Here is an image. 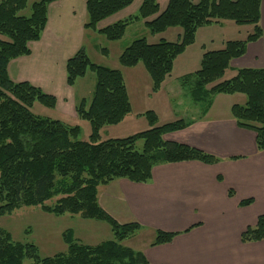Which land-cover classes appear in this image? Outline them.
I'll return each instance as SVG.
<instances>
[{
    "label": "trees",
    "instance_id": "obj_1",
    "mask_svg": "<svg viewBox=\"0 0 264 264\" xmlns=\"http://www.w3.org/2000/svg\"><path fill=\"white\" fill-rule=\"evenodd\" d=\"M30 0L0 1V216L21 207L40 206L56 216L80 215L84 219L108 223L114 240L95 246L75 238L74 231L64 233L67 252L41 258L33 244L13 242L0 228V264H148L142 252L122 245L142 226L121 224L98 202V188L115 180L148 183L159 164L198 161L213 165L220 159L186 144L166 141L164 136L192 124L183 119L158 125V116L146 112L151 128L124 139L101 141L105 126L121 123L132 107L121 71L97 65L86 50H79L67 61V84L74 86L89 71L96 76L92 100L82 99L76 106L79 118L92 127L89 141L79 140L81 128L69 126L33 114L36 102L55 108L56 97L29 82L16 83L8 74L9 63L31 54L29 43L39 41L48 23L49 6L58 0L33 3L30 16L22 14ZM135 0H86L87 30L104 35L110 41L121 40L134 22L144 21L152 34L181 28L177 42L162 40L149 44L146 38L135 40L120 56L126 68L143 64L153 82V92L163 87L172 73L175 59L196 40L200 28L231 21L238 26H253L246 39L228 41L221 50L204 53L201 68L181 78V85L200 106L201 118L211 109L216 95L243 94L245 105L231 109L237 125L256 133L258 151H264V69H240L235 77L223 79L233 60L247 52L250 43L263 36L262 0H169L161 12L158 0H144L137 13L105 28L99 24L130 7ZM143 150L137 151L138 142ZM233 191L230 192L232 196ZM56 199L55 204L47 205ZM252 199L241 202L249 206ZM179 233L156 231L152 246L171 243ZM264 240V215L254 227L241 235L243 243Z\"/></svg>",
    "mask_w": 264,
    "mask_h": 264
},
{
    "label": "crops",
    "instance_id": "obj_2",
    "mask_svg": "<svg viewBox=\"0 0 264 264\" xmlns=\"http://www.w3.org/2000/svg\"><path fill=\"white\" fill-rule=\"evenodd\" d=\"M143 1L135 0L127 9L101 22L98 28L135 15ZM158 2L162 12L169 0ZM87 20L86 0L52 3L41 39L29 43L31 54L9 63L11 80L29 82L56 97V108L75 111L77 104L86 99L76 93L77 82L85 77L69 86L67 61L86 45L84 39L91 32L85 28ZM260 25L262 38L250 43L246 54L231 62L223 79L235 77L240 69H264V0L261 2ZM243 28L231 21L200 28L197 36L200 30L221 35L219 45L208 48L210 43H215L210 36L195 55L190 50L196 42L188 47L181 56H192L179 68V58L175 59L173 71L160 91L153 92L151 80V95L163 93L166 98L171 119L173 117L169 121H192L187 128L167 134L164 139L201 149L219 158L220 162L213 165L198 161L159 164L154 167L148 183L119 179L98 188L99 205L108 214L121 224L138 223L142 226L132 237L137 242L132 248L142 252L148 264H264V240L246 244L241 241L247 228L254 227L258 218L264 215V151L257 149L256 133L240 128L231 113L234 105L246 104V96L216 95L211 109L202 118L200 106L192 99L195 106L188 107L190 118H182L177 113L182 106L180 98L187 96L185 92L189 95L181 85V78L195 73L188 71L191 67H195L196 72L201 68L205 52L221 50L231 40L246 39L253 26L252 29ZM174 81L181 86L178 91L171 89ZM168 84L170 87L166 91ZM148 111L157 114L152 109L137 115ZM132 113L133 108L130 115ZM249 199L253 200L251 205L241 206V202ZM158 230L179 235L171 243L152 246Z\"/></svg>",
    "mask_w": 264,
    "mask_h": 264
},
{
    "label": "rangeland",
    "instance_id": "obj_3",
    "mask_svg": "<svg viewBox=\"0 0 264 264\" xmlns=\"http://www.w3.org/2000/svg\"><path fill=\"white\" fill-rule=\"evenodd\" d=\"M1 1V0H0ZM41 0H30L28 7L22 14L30 16L33 3ZM243 29H252L251 25L243 26ZM247 31V30H245ZM182 33L181 28H170L164 33L152 34L145 25L144 21L134 22L126 31L125 36L118 41H110L104 35L92 31L87 34L84 39L86 52L91 61L97 65L108 67L122 72L127 90L129 93L130 103L132 104L133 113L128 115L121 123L116 125L105 126L101 129L100 140L124 139L135 134L147 131L151 128L147 118L143 115H137L145 110H155L159 116L160 124L170 123L171 112L166 106V98L163 93L159 95H151L152 82L150 76L141 63L136 68H126L120 63V56L126 48H128L135 40L146 38L149 44H157L162 40L168 42H177L178 35ZM218 35V36H217ZM210 36L215 43H210L208 48H216L219 45L220 36L216 32H200L198 33L196 44L192 50L195 55L202 44L207 41ZM216 36V37H215ZM0 38L7 40L6 37ZM244 39V37H241ZM209 40V39H208ZM189 52V53H190ZM192 54L186 56H178V68L181 63L191 57ZM189 55V56H188ZM194 68V69H193ZM197 68V67H196ZM200 68V67H199ZM195 67H191L189 72H196ZM172 82V81H171ZM169 83V82H168ZM96 85V76L89 71L85 78L79 80L76 84V93L88 101H91ZM170 85L165 86V90H169ZM180 84L173 82L171 89L179 90ZM164 90V91H165ZM184 90V89H183ZM165 91V92H166ZM186 91V90H184ZM186 93L185 98H180L182 106L177 110L182 118H190L188 107L195 106L189 95ZM67 110V111H66ZM49 108L40 102H36L31 111L33 114L52 120H59L69 126H79L81 134L79 140L89 141L91 135V124L87 120L75 116V111L71 109ZM157 125V126H159ZM143 150V142L137 144V151ZM56 199L47 202V205H53ZM0 202V206H1ZM0 228L11 235L13 242L23 244H33L38 247L41 258L53 257L60 253L67 252V244L64 242V233L68 230L74 231L75 238L79 242L95 246L105 241L114 240L111 226L103 221L84 219L80 215L66 214L56 216L44 212L40 206L21 207L13 211L11 214L0 216ZM125 247L131 248L137 245L136 239L130 238L122 242Z\"/></svg>",
    "mask_w": 264,
    "mask_h": 264
}]
</instances>
